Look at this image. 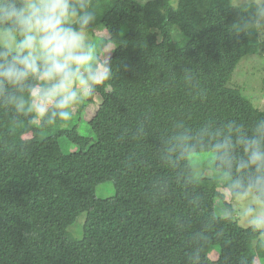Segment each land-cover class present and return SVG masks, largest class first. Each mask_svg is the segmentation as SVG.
<instances>
[{
    "label": "trees",
    "instance_id": "1",
    "mask_svg": "<svg viewBox=\"0 0 264 264\" xmlns=\"http://www.w3.org/2000/svg\"><path fill=\"white\" fill-rule=\"evenodd\" d=\"M94 3L96 28L115 50L109 79L83 102L102 100L88 122L93 137L78 132L71 112L37 123L27 103L17 110L0 98V264H264V234L215 215L221 186L237 198L233 176L215 160L212 178L197 177L170 151L181 132L264 119L228 87L244 57L264 53L262 28L250 23L254 3ZM62 138L77 151L65 152ZM106 182L114 195L98 198ZM81 215L76 237L70 228Z\"/></svg>",
    "mask_w": 264,
    "mask_h": 264
},
{
    "label": "clouds",
    "instance_id": "2",
    "mask_svg": "<svg viewBox=\"0 0 264 264\" xmlns=\"http://www.w3.org/2000/svg\"><path fill=\"white\" fill-rule=\"evenodd\" d=\"M253 9L251 26L264 28V0ZM96 24L94 0H0V98L17 110L27 103L41 119H70L80 97L110 76L115 44L94 38ZM173 140L176 160L205 149L214 154L218 168L233 176L232 194L248 202L243 217L264 234V119L249 129L229 123Z\"/></svg>",
    "mask_w": 264,
    "mask_h": 264
},
{
    "label": "rangeland",
    "instance_id": "3",
    "mask_svg": "<svg viewBox=\"0 0 264 264\" xmlns=\"http://www.w3.org/2000/svg\"><path fill=\"white\" fill-rule=\"evenodd\" d=\"M140 3L147 2L149 0H137ZM178 0H173L176 3ZM255 0H233L234 5H242L254 3ZM95 37H101L102 39H111V34L103 27L99 26L94 32ZM173 39L179 41L180 37L177 29L173 30ZM260 39L264 42V28L260 30ZM115 46L112 50L111 57L114 53ZM103 59V57H102ZM228 87L232 89H237L256 109L264 112V53L251 54L244 57L238 64L236 70L234 71ZM88 96H81L79 102L76 103L69 111L77 118V130L85 137L92 138L90 128L88 127V122L93 119L96 112L98 111L99 105L101 103L100 96L96 95L93 103H90L83 107V102L87 100ZM83 107V108H82ZM81 109V113L79 110ZM81 114V115H80ZM80 117V118H79ZM40 118L36 116V122L39 123ZM61 148L67 152L72 153L77 151V147L72 145L69 141L62 138L60 141ZM198 158H190L189 162L192 168V172L197 177L212 178L214 176V154L213 153H202L197 154ZM218 191L224 196L223 199H216L214 204L215 215L219 218L234 217V220L238 222L241 227H250L248 222L243 217L242 213L244 208L247 206V201L241 200L240 198H232L229 191L221 186ZM114 195V188L110 182L100 184L96 188V196L101 199L109 198ZM227 203L232 208V211L225 207ZM79 218L76 225L70 228V231L76 237L80 236L82 231V224L84 222V215ZM261 240L264 241V236H261ZM219 248H211L209 258L211 260H216L218 258Z\"/></svg>",
    "mask_w": 264,
    "mask_h": 264
}]
</instances>
